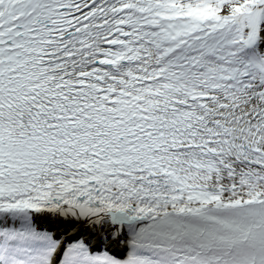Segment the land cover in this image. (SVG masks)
<instances>
[{"label":"snow or ice","instance_id":"obj_1","mask_svg":"<svg viewBox=\"0 0 264 264\" xmlns=\"http://www.w3.org/2000/svg\"><path fill=\"white\" fill-rule=\"evenodd\" d=\"M0 264H264V0H0Z\"/></svg>","mask_w":264,"mask_h":264}]
</instances>
